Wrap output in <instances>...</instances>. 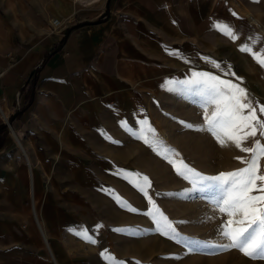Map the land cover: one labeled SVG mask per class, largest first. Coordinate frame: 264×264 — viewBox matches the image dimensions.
<instances>
[{
	"label": "crops",
	"instance_id": "0c3cea01",
	"mask_svg": "<svg viewBox=\"0 0 264 264\" xmlns=\"http://www.w3.org/2000/svg\"><path fill=\"white\" fill-rule=\"evenodd\" d=\"M23 3L0 0V264L120 261L110 240L78 251L66 248L85 241L68 233L58 249L45 212L69 232L76 206L63 192L106 183L102 170L114 159L103 142L113 125L165 84L207 72L264 93V71L239 50L261 43L264 0H52L38 14ZM53 17L62 22L51 25Z\"/></svg>",
	"mask_w": 264,
	"mask_h": 264
},
{
	"label": "rangeland",
	"instance_id": "374dc122",
	"mask_svg": "<svg viewBox=\"0 0 264 264\" xmlns=\"http://www.w3.org/2000/svg\"><path fill=\"white\" fill-rule=\"evenodd\" d=\"M20 1L25 2L23 7L35 14L53 6L52 0ZM78 1L90 5L106 2ZM256 39L261 42L255 45L254 50L258 51L264 48V32L257 35ZM257 66L264 71V67L259 64ZM263 77L262 74L261 78ZM190 78L191 75L180 77L171 84H165L160 90H154L144 97L137 114L124 122V126L121 122L113 125L103 142L106 146L103 148L110 153L111 160L114 159L102 170V176L106 177L105 184L102 185L99 180H91L87 184H78L77 189L71 193L63 192L61 201H70L76 206L73 214L77 222L71 228L68 226L67 230L83 228L97 240L94 246L80 242L77 246H67L66 249L95 251L102 247L103 241L110 240L112 252L121 251L124 257L120 261L125 264H135L136 261L140 264H264V260L247 258L236 249L225 250L220 247L228 241L218 235L217 229L227 217L212 207L216 194L208 189L200 190L203 186L194 189L152 147L138 138L141 129L149 126L164 128L166 131L159 132V135L155 132L156 137L163 142L158 150H174L176 155L173 158L177 164L183 161L206 176L244 167L235 158L247 159V153L236 149L231 142H227L226 147H221L210 133L197 130L204 123L203 111L199 106L202 99L195 89L176 83ZM226 80L245 88L253 106L257 103L264 105V93L249 82L228 77ZM257 114L261 115L259 112ZM261 118L264 119V116ZM143 120H147L148 125L142 124ZM180 121L194 127H186ZM149 137L151 138L150 134ZM252 143L253 138H249L243 146L249 147ZM261 143H264V139ZM167 154L171 156L170 152ZM260 168L264 173V158L260 160ZM136 173L149 178L150 186L146 189L148 197L173 223L179 233L175 240L159 234L156 225L144 215L149 209L148 198L134 186L137 178L133 174ZM122 204L137 211H129ZM45 213L44 217L50 222V237L56 240L58 249L59 245H65L59 242L64 240L65 234L79 237L73 231L66 232L63 228L53 227L52 212ZM96 225L102 227L96 229Z\"/></svg>",
	"mask_w": 264,
	"mask_h": 264
},
{
	"label": "snow or ice",
	"instance_id": "6c2138e0",
	"mask_svg": "<svg viewBox=\"0 0 264 264\" xmlns=\"http://www.w3.org/2000/svg\"><path fill=\"white\" fill-rule=\"evenodd\" d=\"M257 2V0H253ZM235 15V13H233ZM216 30L235 41L237 35L232 28L226 24L214 25ZM256 39L253 43H256ZM241 52H245L261 66L264 67V48L256 51L247 44L241 45ZM170 54L175 52L168 50ZM214 67L219 68L216 62H211ZM231 74V73H229ZM170 84L172 82H169ZM188 88H193L201 97L199 105L203 111V125L197 130H204L218 142L221 147H226L227 142H231L234 147L248 154V158L236 157L244 167L229 172H220L214 176H206L197 170L189 167L183 161L177 164L173 158L174 150L165 149L159 151L163 144L155 134V130L150 126L141 129L140 136L146 145L165 159L174 169L176 174L188 181L193 188L203 186L200 190H211L216 194L212 207L222 216H226V221L222 222L218 229V235L227 240V244L220 245L225 250L236 249L242 255L250 259L264 260V173L261 172L260 160L264 158V105L253 106V101L248 97L247 90L231 80L222 79L217 75L207 72H193L191 78L179 81ZM261 115L258 116L257 113ZM148 125L147 120L141 122ZM186 127H194L180 121ZM122 126L123 122H121ZM151 135V138L149 137ZM249 138H253V143L249 147H244L243 143ZM171 153V156L167 153ZM136 176L134 186L148 198L149 209L144 213L156 225V231L169 239L175 240L177 233L173 223L148 197L147 188L150 181L147 176L139 173ZM127 210L136 212L137 209L122 204ZM102 225H96L99 229ZM74 235L79 236L86 243L95 245L97 240L88 234L86 229L72 230ZM122 231V229H114ZM105 257V252L100 253ZM111 264H125L124 261H115L111 256L107 257ZM135 264H140L136 261Z\"/></svg>",
	"mask_w": 264,
	"mask_h": 264
},
{
	"label": "built area",
	"instance_id": "2783aa9c",
	"mask_svg": "<svg viewBox=\"0 0 264 264\" xmlns=\"http://www.w3.org/2000/svg\"><path fill=\"white\" fill-rule=\"evenodd\" d=\"M61 22H62L61 19H58L56 17L51 18V25H53V26H56V25L60 24ZM5 55L10 57V52H6ZM0 113H1V115L3 114L1 106H0ZM5 120H6V117H5Z\"/></svg>",
	"mask_w": 264,
	"mask_h": 264
},
{
	"label": "bare ground",
	"instance_id": "6f19581e",
	"mask_svg": "<svg viewBox=\"0 0 264 264\" xmlns=\"http://www.w3.org/2000/svg\"><path fill=\"white\" fill-rule=\"evenodd\" d=\"M89 1H91V2H94V1H100V0H89ZM43 229V228H42ZM41 229V230H42ZM43 235L45 236V234H44V230H43ZM45 238H46V240H47V237L45 236Z\"/></svg>",
	"mask_w": 264,
	"mask_h": 264
}]
</instances>
